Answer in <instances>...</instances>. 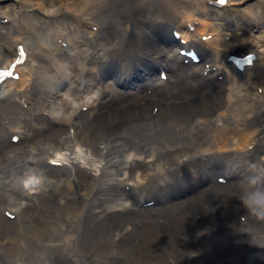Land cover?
<instances>
[{
	"label": "bare ground",
	"instance_id": "bare-ground-1",
	"mask_svg": "<svg viewBox=\"0 0 264 264\" xmlns=\"http://www.w3.org/2000/svg\"><path fill=\"white\" fill-rule=\"evenodd\" d=\"M214 2L0 3V264H264V12Z\"/></svg>",
	"mask_w": 264,
	"mask_h": 264
},
{
	"label": "clouds",
	"instance_id": "clouds-1",
	"mask_svg": "<svg viewBox=\"0 0 264 264\" xmlns=\"http://www.w3.org/2000/svg\"><path fill=\"white\" fill-rule=\"evenodd\" d=\"M251 187L239 198L248 215L264 221V177L249 179Z\"/></svg>",
	"mask_w": 264,
	"mask_h": 264
},
{
	"label": "rangeland",
	"instance_id": "rangeland-1",
	"mask_svg": "<svg viewBox=\"0 0 264 264\" xmlns=\"http://www.w3.org/2000/svg\"><path fill=\"white\" fill-rule=\"evenodd\" d=\"M10 1H13V0H0V3H1V5H4V4H6L7 2H10ZM29 1L32 2L35 6H36L37 3H40V4L42 3L44 5V7L48 8L50 3H54L55 6H57L58 2L59 3L61 2V4L65 5L66 3L72 2L73 0L72 1L71 0H29ZM248 1H249V3H254L256 5L258 4V5L262 6L263 7L262 11L264 12V0H259V1L258 0H248ZM238 5H242V4H238ZM59 9H62V8L60 7ZM154 31L158 32V30H154ZM200 32H202V33H200ZM196 33L200 34V35H203L205 33V30H202V29L199 28ZM167 36L171 40L170 35H167ZM168 38L165 37L164 41H168ZM189 39H191V38H189ZM189 39H187V40H189ZM52 81L54 82V80H52ZM52 81L50 83H53ZM57 158H61V156L57 155Z\"/></svg>",
	"mask_w": 264,
	"mask_h": 264
},
{
	"label": "snow or ice",
	"instance_id": "snow-or-ice-1",
	"mask_svg": "<svg viewBox=\"0 0 264 264\" xmlns=\"http://www.w3.org/2000/svg\"><path fill=\"white\" fill-rule=\"evenodd\" d=\"M220 3L223 4L224 3V0H220Z\"/></svg>",
	"mask_w": 264,
	"mask_h": 264
}]
</instances>
